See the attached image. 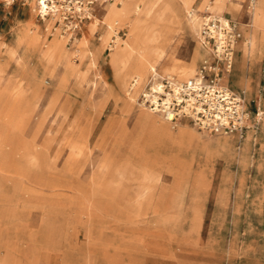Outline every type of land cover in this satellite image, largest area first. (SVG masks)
Segmentation results:
<instances>
[{
    "label": "rangeland",
    "instance_id": "1",
    "mask_svg": "<svg viewBox=\"0 0 264 264\" xmlns=\"http://www.w3.org/2000/svg\"><path fill=\"white\" fill-rule=\"evenodd\" d=\"M35 1L0 0V258L102 264L88 261L98 254L81 247L103 244L100 254L120 264L192 260L213 215L221 213L216 200L224 161L212 158L204 186H192L204 151L190 137L170 147L179 156L194 149L187 186H173L167 170L175 174L180 167L167 156L161 162L170 169L158 168L165 186H140L132 150L149 125L137 117L144 106L136 100L129 107L132 78L117 81L111 62L113 40L128 37L127 21L117 17L118 34L104 40L106 12L120 10L124 0H83L81 10L75 0H45L55 5L45 16ZM200 1L191 6L196 10ZM168 2L154 0L150 21L158 17L160 29L170 27L175 57L188 61L198 40L189 24L194 11L185 9L171 21L164 13ZM180 127L210 144L231 137L204 132L188 119L168 124L176 135ZM233 197L228 191L226 198Z\"/></svg>",
    "mask_w": 264,
    "mask_h": 264
},
{
    "label": "crops",
    "instance_id": "2",
    "mask_svg": "<svg viewBox=\"0 0 264 264\" xmlns=\"http://www.w3.org/2000/svg\"><path fill=\"white\" fill-rule=\"evenodd\" d=\"M256 1L260 10L259 23L254 22L250 0H226L219 13L238 20L242 30V38L235 49L233 69L226 82L233 90L244 92L251 113L250 128L242 139L230 135V138H218L211 144L205 138L193 137V129H185V139H199L200 148L204 151V163L195 169L192 186H204V169L212 158H221L224 162L218 172L217 186L222 187L216 200L221 213L213 215L212 227L201 237L193 259L179 264H264V0ZM193 150L191 147L190 152L180 155V171L177 173L164 167L173 176V186H187ZM160 184L165 186L162 173ZM228 191L234 192L231 200L226 198ZM245 192L247 197H244ZM194 218L197 222L198 210ZM81 248L91 249L100 256L107 245L102 244L98 249L94 245Z\"/></svg>",
    "mask_w": 264,
    "mask_h": 264
},
{
    "label": "bare ground",
    "instance_id": "3",
    "mask_svg": "<svg viewBox=\"0 0 264 264\" xmlns=\"http://www.w3.org/2000/svg\"><path fill=\"white\" fill-rule=\"evenodd\" d=\"M192 1L193 0H171V2L167 3L164 13L166 12L170 20L174 21L173 19L180 17L181 12H184L185 9L187 11L193 10L194 16L189 18V24L198 32L200 20L198 11L207 7L213 12L221 13L226 0H201L196 10L191 6ZM35 2L44 16L49 12L48 8L55 10V5L48 6L45 0H36ZM250 7L254 14V22L257 23L260 18V10L257 1L252 0ZM153 11L154 0H124L123 7L120 10L113 6L106 12L107 34L104 38L105 41L111 36V32L118 34L115 31V19L117 17H122L128 23V37L126 39L117 37L113 40L114 45L112 49L114 51L111 55V62L117 81L122 82L127 76L132 78L130 88L127 92V100L130 103L129 107L136 103L139 87L146 78H149L150 74L157 73L160 76H175L183 80L195 74V60L203 54L199 48L200 42L197 40L193 54L188 61L175 57L174 47L169 45L171 39L169 34L170 27L165 26L164 29H160L158 17L155 22L150 21V18L154 15ZM251 38H254V36ZM247 54L248 53H246V55ZM144 107L140 108L137 117L141 119L145 125H149V128H143L142 135L136 143V147L132 150L133 154H135L134 167L137 166L134 177L138 179L142 187L158 186L161 182V171L158 168L165 167L162 163L164 159H162L161 162V158L167 156L169 160L175 159L177 166L179 165L180 156L172 154L170 147L174 144L176 146V143H182L185 140V129L180 127L177 135L172 133L168 128V124L170 123L168 119ZM38 154H40L39 151ZM98 163H103V159ZM167 169L170 168L167 166ZM91 260H95V262L102 264H120L115 256L108 255L106 252L100 256H89L88 261ZM0 264L12 263L3 257L0 258Z\"/></svg>",
    "mask_w": 264,
    "mask_h": 264
},
{
    "label": "built area",
    "instance_id": "4",
    "mask_svg": "<svg viewBox=\"0 0 264 264\" xmlns=\"http://www.w3.org/2000/svg\"><path fill=\"white\" fill-rule=\"evenodd\" d=\"M75 1L81 10L84 1ZM198 15L197 38L206 53L195 74L183 80L150 74L138 95V104L159 113L173 127L188 119L204 132L236 135L242 139L251 126V113L244 92L233 90L226 82L233 69L242 30L238 20L214 13L207 7L199 10Z\"/></svg>",
    "mask_w": 264,
    "mask_h": 264
}]
</instances>
